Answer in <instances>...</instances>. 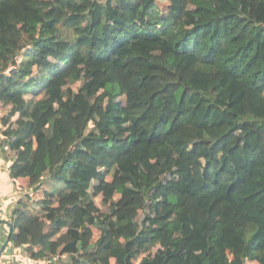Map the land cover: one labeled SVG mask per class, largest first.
Segmentation results:
<instances>
[{
    "label": "trees",
    "instance_id": "16d2710c",
    "mask_svg": "<svg viewBox=\"0 0 264 264\" xmlns=\"http://www.w3.org/2000/svg\"><path fill=\"white\" fill-rule=\"evenodd\" d=\"M156 1L0 0L37 264H264V0H166L141 34Z\"/></svg>",
    "mask_w": 264,
    "mask_h": 264
},
{
    "label": "crops",
    "instance_id": "0c3cea01",
    "mask_svg": "<svg viewBox=\"0 0 264 264\" xmlns=\"http://www.w3.org/2000/svg\"><path fill=\"white\" fill-rule=\"evenodd\" d=\"M5 148L0 147V220L10 223H0V250L7 240L8 243L0 255V264H37L29 259L25 252L24 243H16L12 238L18 235L16 224L23 220V214L30 213L42 216L41 206L38 204L40 192L43 188L35 191L26 178H12L10 166L15 158L4 154ZM64 187L58 185L51 187L49 193L57 195ZM11 229V231H10Z\"/></svg>",
    "mask_w": 264,
    "mask_h": 264
},
{
    "label": "rangeland",
    "instance_id": "374dc122",
    "mask_svg": "<svg viewBox=\"0 0 264 264\" xmlns=\"http://www.w3.org/2000/svg\"><path fill=\"white\" fill-rule=\"evenodd\" d=\"M194 4H199V5H203V6L210 5L207 0H184L181 4V7L186 13H189L190 10H192L194 8ZM167 8H168V2L166 0H157L155 9L149 14V19L146 23V28L144 29V31L141 30L139 32L141 34H144L145 32H150V31L155 30L157 28L156 19L159 16L160 17L164 16L168 12ZM112 88L114 91L117 90L115 86H113ZM39 98H40V96H36L34 99L35 100L34 102H36ZM9 112H10V106L0 105V132L5 130L16 119V117L12 118L9 115ZM93 130H94V124L92 122H90L88 125V128H87V132H90ZM4 140H6V137H4L0 134V143H2ZM3 152H4V154H7V156H10V157H12L14 155V153L9 151V150L3 151ZM55 187H57V186H55ZM38 194H39V197H42L41 192ZM102 198L98 197V198L94 199L95 205L98 208H102ZM105 198H107V197H105ZM86 203H89V199L86 201Z\"/></svg>",
    "mask_w": 264,
    "mask_h": 264
},
{
    "label": "water",
    "instance_id": "95a60500",
    "mask_svg": "<svg viewBox=\"0 0 264 264\" xmlns=\"http://www.w3.org/2000/svg\"><path fill=\"white\" fill-rule=\"evenodd\" d=\"M0 223H6L8 226H10V223H8L4 220H0ZM10 231H11V229H10ZM7 243H8V241L6 240L5 243L3 244L1 250H0V255H1L2 251L4 250V248L6 247Z\"/></svg>",
    "mask_w": 264,
    "mask_h": 264
}]
</instances>
